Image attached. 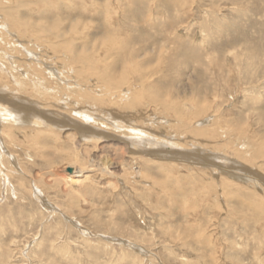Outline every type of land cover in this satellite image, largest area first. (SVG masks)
Listing matches in <instances>:
<instances>
[{"label": "rangeland", "instance_id": "374dc122", "mask_svg": "<svg viewBox=\"0 0 264 264\" xmlns=\"http://www.w3.org/2000/svg\"><path fill=\"white\" fill-rule=\"evenodd\" d=\"M1 4L0 264H264L260 181L140 160L117 140L137 127L182 148L232 151L264 175V0ZM13 95L117 139L74 144L67 119L17 126L5 114ZM105 159L129 165L119 180L68 169L95 172Z\"/></svg>", "mask_w": 264, "mask_h": 264}, {"label": "bare ground", "instance_id": "6f19581e", "mask_svg": "<svg viewBox=\"0 0 264 264\" xmlns=\"http://www.w3.org/2000/svg\"><path fill=\"white\" fill-rule=\"evenodd\" d=\"M1 1L0 0V4H1ZM2 5V4H1ZM0 5V6H1ZM8 6V5H7ZM3 13L5 14V16H10V18L14 16V14L12 13V10L9 8V7H5L2 9ZM15 13V12H14ZM11 20V19H10ZM13 20V19H12ZM14 21V20H13ZM4 22V21H3ZM6 24V23H5ZM29 26V25H28ZM7 28V27H6ZM7 30V29H6ZM12 34V33H11ZM37 43V42H36ZM45 43V42H44ZM103 45V44H102ZM101 45V46H102ZM74 54V53H73ZM139 61V60H138ZM41 63V62H40ZM92 63V62H91ZM90 66V65H89ZM93 66V65H92ZM51 70V69H50ZM51 73V72H50ZM54 74V73H53ZM108 74V73H107ZM57 75V74H56ZM128 75V74H127ZM55 76V75H54ZM109 76V75H107ZM100 78V76H99ZM104 78V77H102ZM108 79V78H107ZM128 79V78H127ZM61 80V79H60ZM98 80V79H97ZM100 80V79H99ZM127 81V80H126ZM145 84V83H143ZM34 86V84H33ZM40 86V85H39ZM142 86V85H141ZM140 86V87H141ZM7 88V87H5ZM4 87L0 88V92L2 91H6ZM80 88V87H79ZM33 89V88H32ZM51 89V88H50ZM49 90V89H48ZM39 91L40 93V90H35V92ZM124 92V91H123ZM3 93V92H2ZM0 93V95L2 94ZM15 93V92H14ZM22 93V92H21ZM44 93V92H43ZM43 93L41 95H43ZM51 93V92H49ZM119 93V92H118ZM31 94V93H30ZM37 94V93H36ZM46 94V93H45ZM55 94V93H54ZM156 94V93H155ZM47 95V94H46ZM111 95V94H110ZM15 96V95H13ZM13 96L12 98L10 99L12 101V103H9L10 106L8 107H13V108H10L5 114L9 113V116L13 119V121L16 123V125H28V126H33V127H40V128H46V127H50V128H54L52 130H55V129H62L66 126H70L69 123H73L72 125L74 127H72V129L76 130L77 131V134L75 133H71L68 135V138H71L72 139V143H74L75 141V137L78 136V142L77 144H82V143H91V142H94V143H97L101 140H105L107 138H110V137H113L115 138L113 135L111 136V134L109 135V133H106L105 131L103 130H98L92 127H89V126H86L85 123L84 124H79L77 123V125H75V122H78L74 120H69L70 118L65 116L64 115H60L57 113H49L47 114V116L45 115H41V112L39 111V107H41L38 103H35L27 98H24L21 97V96H15V98L13 99ZM118 96V95H117ZM159 97V96H157ZM2 97L0 96V99ZM6 98V97H5ZM137 98V97H136ZM193 98V97H192ZM198 98V97H197ZM196 98V99H197ZM8 99V98H7ZM9 100V99H8ZM38 100V98H37ZM157 100V99H156ZM152 101V100H151ZM3 102V101H2ZM165 102V100L163 101ZM1 104V103H0ZM131 104V103H130ZM194 103H192L193 105ZM6 106V105H5ZM33 106V107H32ZM46 106V105H45ZM136 106V105H135ZM198 106V105H197ZM2 107V106H1ZM16 107V108H15ZM53 107V106H52ZM1 109V108H0ZM54 109V108H53ZM183 109V108H182ZM83 110V109H82ZM85 111V110H84ZM50 112V110H49ZM59 112V110H58ZM2 113V112H1ZM45 113V112H44ZM62 113V112H61ZM82 113V112H81ZM104 113V112H103ZM4 114V113H3ZM51 114H53L54 117L50 116ZM77 114V113H76ZM8 115V114H7ZM86 115V113H85ZM109 115V114H108ZM107 115V116H108ZM191 115V114H190ZM4 116V115H2ZM8 116V117H9ZM80 117H82L86 123H92L94 121V119L92 117H88V116H83V114H79ZM182 116V115H181ZM184 116V115H183ZM187 116V115H186ZM1 117V116H0ZM50 117V118H49ZM179 117V116H178ZM193 117V116H192ZM7 118V117H6ZM56 118V119H55ZM97 118V117H96ZM100 118V117H99ZM117 118V117H116ZM115 118V120H116ZM68 120L69 123H63V120ZM113 119V118H112ZM181 119V118H180ZM179 119V120H180ZM187 118L185 117L183 121H185ZM189 119V118H188ZM102 120V119H101ZM110 120V119H108ZM107 120V121H108ZM190 120V119H189ZM67 121V122H68ZM119 121V120H118ZM188 121V120H187ZM208 122V120L206 121ZM61 124H64V126L60 125ZM81 123V122H80ZM108 123V122H107ZM112 124H116L114 122H111ZM94 124V123H93ZM92 125V124H91ZM202 125V124H201ZM204 125V123H203ZM28 126H25V127H28ZM119 126V125H118ZM135 126V125H134ZM133 126V127H134ZM13 128V127H12ZM117 130L121 129L120 127H116ZM47 130V129H46ZM131 134V137L129 138H120V139H117L121 142H124V144L126 145L127 149L130 151V153H133L135 157H137L138 159H140V157H148L150 159H153V160H172V161H175V162H184L186 164V162L188 163H193V164H198V165H202L203 166H208V167H212L214 166L215 168L221 170V171H225L226 173H228L230 176H234V177H237V178H240L241 175H238L237 172H235V170H241V171H246V173H248V179L249 181L254 180V181H260L263 185H264V175L262 174H259V173H254V169H249V167H246L244 165H242L239 161H236V157L237 154H235L234 152H230L228 153L227 155L226 154H223L222 152H215L213 150H210L208 148H204L202 145H200L199 143H191L190 146H192L190 149L187 148V147H179L176 143H174V139H171L170 141L166 140V141H163L161 140L159 137L157 138H151L153 136H148L147 133H145V129H140V128H131V130H128ZM148 131V130H147ZM188 131V130H187ZM53 132V131H52ZM151 132V131H150ZM203 132V131H202ZM206 133V132H205ZM149 135H152L151 133H148ZM204 133H202L203 135ZM207 134V133H206ZM199 136L201 134H198ZM205 135V134H204ZM209 135V134H208ZM158 136V134H157ZM207 136V135H206ZM214 136V135H213ZM75 144V143H74ZM93 144V143H92ZM194 144H197L198 146H194ZM97 145V144H96ZM83 146V145H82ZM116 148V147H115ZM119 148V147H118ZM117 148V149H118ZM122 149V148H121ZM229 152V151H228ZM237 152V151H236ZM137 153V154H135ZM201 155H200V154ZM238 153V152H237ZM115 154V153H114ZM118 154V153H117ZM123 154V153H122ZM142 154V155H141ZM141 155V156H140ZM146 155V156H145ZM12 156V155H11ZM116 156V155H115ZM75 157V156H74ZM133 157V156H132ZM138 159H133V162H135V160H138ZM144 158L140 159V160H143ZM75 160V159H73ZM70 162V161H69ZM107 162V163H106ZM129 162V161H128ZM105 166H101L100 170H97L95 169L96 171L94 172V170H91V171H88L86 169L88 168H78L77 166H79L78 164L75 165V161L73 162H70L68 165V169L70 171H72L73 173H75V169H77L79 172L78 174L79 175H84L85 179L84 180H87L88 182L90 181L89 179H91V175L93 173H96V172H101L103 173L105 176H109L110 178H118L117 180H119L121 177L117 175V169H123V166H129L127 165L126 163H123V166H121L120 162L118 161H115V160H110V159H105ZM251 164V163H250ZM84 165V164H83ZM178 165V164H177ZM81 166V165H80ZM86 166V165H84ZM77 167V168H75ZM157 167V166H156ZM207 167V168H208ZM213 168V167H212ZM99 169V168H98ZM131 169V167H130ZM162 169V168H161ZM164 169V168H163ZM132 170V169H131ZM218 170V171H219ZM213 171V170H211ZM217 171V172H218ZM93 172V173H92ZM235 172V173H234ZM259 172V171H257ZM136 173V172H135ZM243 173V172H242ZM215 174V172H214ZM217 174V173H216ZM246 175V174H245ZM229 176V177H230ZM141 178L143 179V175L141 176ZM149 178V177H148ZM151 178V177H150ZM149 178V179H150ZM154 180V179H153ZM244 180V179H243ZM246 179L244 181H247ZM85 181V182H87ZM241 181V180H240ZM253 181V182H254ZM83 182V181H82ZM177 182V181H176ZM71 183V182H70ZM74 183V182H73ZM122 183V182H121ZM71 185V184H70ZM38 187V186H37ZM38 191L39 193H41V191L36 190ZM45 201V200H44ZM48 207L50 208H54V209H59L57 208L56 206H50L48 204ZM51 210V209H50ZM59 213L61 211H58ZM54 213V212H53ZM65 218V217H64ZM70 220V219H69ZM125 242V241H123ZM126 243V242H125ZM131 248H134L137 250H141L139 249L138 247L134 246V245H129ZM140 252H143L144 253V248L143 250H141Z\"/></svg>", "mask_w": 264, "mask_h": 264}]
</instances>
